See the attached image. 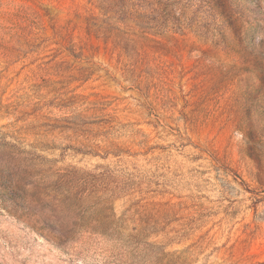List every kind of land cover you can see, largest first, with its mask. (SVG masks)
I'll list each match as a JSON object with an SVG mask.
<instances>
[{
    "label": "rangeland",
    "instance_id": "1",
    "mask_svg": "<svg viewBox=\"0 0 264 264\" xmlns=\"http://www.w3.org/2000/svg\"><path fill=\"white\" fill-rule=\"evenodd\" d=\"M4 142L0 264H264V0H0Z\"/></svg>",
    "mask_w": 264,
    "mask_h": 264
},
{
    "label": "trees",
    "instance_id": "2",
    "mask_svg": "<svg viewBox=\"0 0 264 264\" xmlns=\"http://www.w3.org/2000/svg\"><path fill=\"white\" fill-rule=\"evenodd\" d=\"M15 148L18 153H11V160L15 164V169H8L7 166L1 164V156H3L8 149ZM27 152L18 148L15 144L4 142L0 143V201L8 202L9 204H23L26 202L27 195L24 191V180H26L27 172L22 171V162L26 161L25 155ZM15 170V171H14ZM20 172H22L21 175Z\"/></svg>",
    "mask_w": 264,
    "mask_h": 264
}]
</instances>
